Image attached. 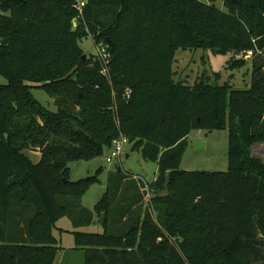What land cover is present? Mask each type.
<instances>
[{
	"label": "trees",
	"instance_id": "1",
	"mask_svg": "<svg viewBox=\"0 0 264 264\" xmlns=\"http://www.w3.org/2000/svg\"><path fill=\"white\" fill-rule=\"evenodd\" d=\"M218 1L85 0L78 17L77 0H0V264H54L66 216L85 264H264V160L252 155L264 143V0ZM88 36L108 45L107 75L95 54L83 59ZM179 49L233 53L230 70L248 64L235 55L262 54L237 89L219 73L176 81ZM195 129L229 130L227 171L180 169ZM121 134L157 163L154 196L146 204L147 182L118 166L84 207L103 168L72 181L68 164ZM102 213V233L79 230Z\"/></svg>",
	"mask_w": 264,
	"mask_h": 264
},
{
	"label": "rangeland",
	"instance_id": "2",
	"mask_svg": "<svg viewBox=\"0 0 264 264\" xmlns=\"http://www.w3.org/2000/svg\"><path fill=\"white\" fill-rule=\"evenodd\" d=\"M217 7L223 9V2L219 0ZM80 47L86 55L96 53V45L92 36H88L79 41ZM233 53L214 54L205 50L179 49L176 52L174 64L175 80L193 85L202 76L215 80V73H219V82L229 81L234 88L245 89L251 84V58L246 57V52L235 55L236 59L245 58L248 64L240 69L230 70L228 62L233 57ZM234 76L233 78L231 76ZM232 78V79H231ZM8 80L0 74V85L7 84ZM34 96L50 111L56 112L57 105L54 98L48 95L43 89L33 88ZM188 146L180 165V169L187 171H227L228 170V143L229 130H203L195 129L188 136ZM127 154L123 156L121 162L109 163L106 161L107 152L101 157L91 160L73 161L68 164L70 168V178L77 181L83 178L94 176L100 168L103 171L99 174V182L91 185L89 190L82 198V205L91 210L99 202L107 188L108 173L115 170L118 166L129 176L139 177L148 184L145 203L147 204L154 192L150 183L158 173L156 162L145 160L138 151L127 146ZM31 158L36 162L40 156L38 153L27 151ZM252 155L264 160V143L256 144L252 147ZM95 218V222L90 226H85L79 230L82 232L102 233L104 227ZM73 224L69 217H63L56 223L54 235L60 244L56 261L54 264H85V254L82 248H77L73 236Z\"/></svg>",
	"mask_w": 264,
	"mask_h": 264
},
{
	"label": "built area",
	"instance_id": "3",
	"mask_svg": "<svg viewBox=\"0 0 264 264\" xmlns=\"http://www.w3.org/2000/svg\"><path fill=\"white\" fill-rule=\"evenodd\" d=\"M85 0H77V10L79 13L78 17H83L84 16V8H85ZM74 26H77V18L74 20ZM254 52H258L262 54L261 50H248L246 52V57H252L254 55ZM101 60L105 66L110 63L111 60V54L108 51V45L106 46L103 43H100L99 45H96V53L93 58L94 61ZM104 74H108L109 70L107 66L103 70ZM129 145V140L128 138L121 134L118 138L114 139L112 142L111 148L108 150L107 155H106V161L109 163L113 162H121L123 156L125 155V149ZM148 188L149 186L146 185Z\"/></svg>",
	"mask_w": 264,
	"mask_h": 264
},
{
	"label": "water",
	"instance_id": "4",
	"mask_svg": "<svg viewBox=\"0 0 264 264\" xmlns=\"http://www.w3.org/2000/svg\"><path fill=\"white\" fill-rule=\"evenodd\" d=\"M108 42L110 43L109 40H108ZM86 58H87V55L84 54V55H83V59H86ZM104 220H105V213H102L101 216H100L99 219H98V222L101 223V224H103V223H104Z\"/></svg>",
	"mask_w": 264,
	"mask_h": 264
},
{
	"label": "crops",
	"instance_id": "5",
	"mask_svg": "<svg viewBox=\"0 0 264 264\" xmlns=\"http://www.w3.org/2000/svg\"><path fill=\"white\" fill-rule=\"evenodd\" d=\"M127 147H126V149H125V153L127 154V157H129V154L127 153ZM39 159H40V156L38 157V159H37V161H39Z\"/></svg>",
	"mask_w": 264,
	"mask_h": 264
}]
</instances>
